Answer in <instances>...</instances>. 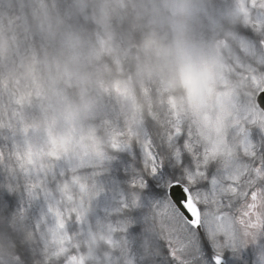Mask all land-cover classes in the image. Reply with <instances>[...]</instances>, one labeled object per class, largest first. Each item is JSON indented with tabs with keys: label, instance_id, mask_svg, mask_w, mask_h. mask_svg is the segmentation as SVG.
I'll list each match as a JSON object with an SVG mask.
<instances>
[{
	"label": "clouds",
	"instance_id": "1",
	"mask_svg": "<svg viewBox=\"0 0 264 264\" xmlns=\"http://www.w3.org/2000/svg\"><path fill=\"white\" fill-rule=\"evenodd\" d=\"M0 264H264V0H0Z\"/></svg>",
	"mask_w": 264,
	"mask_h": 264
}]
</instances>
